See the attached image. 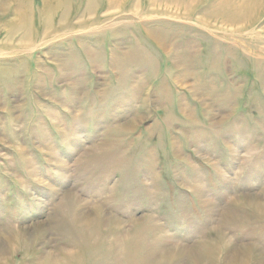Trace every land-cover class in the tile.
Masks as SVG:
<instances>
[{"label": "rangeland", "instance_id": "obj_1", "mask_svg": "<svg viewBox=\"0 0 264 264\" xmlns=\"http://www.w3.org/2000/svg\"><path fill=\"white\" fill-rule=\"evenodd\" d=\"M109 1L0 0V264H264V0Z\"/></svg>", "mask_w": 264, "mask_h": 264}, {"label": "bare ground", "instance_id": "obj_2", "mask_svg": "<svg viewBox=\"0 0 264 264\" xmlns=\"http://www.w3.org/2000/svg\"><path fill=\"white\" fill-rule=\"evenodd\" d=\"M59 2L61 1V0H58ZM65 1V0H64ZM126 0H110L109 1V6L110 7H113V8H118V7H121V5L122 4H124V2H125ZM88 4H89V7H88V12H89V14H92L93 13V11H94V7H95V5H96V0H88ZM152 3H150L151 5H156L157 3L158 4H165V5H167L168 7H170L171 8V6L173 5H176V7L178 6V5H184L185 7H191L192 6V4H194L195 3V0H152L151 1ZM57 4V3H56ZM60 4V3H59ZM58 5V4H57ZM57 5L55 6V7H57ZM47 6V5H46ZM136 6H138V5H136ZM49 7V6H48ZM65 7V6H64ZM221 7V6H220ZM239 7V6H238ZM96 8V7H95ZM180 8V7H179ZM182 8V7H181ZM237 8V7H236ZM47 9V8H46ZM56 9V8H55ZM54 8H53V11L55 10ZM168 9V8H167ZM49 10V9H48ZM170 10V9H169ZM188 11V10H187ZM47 13L45 14L44 12H42V13H44L46 16H45V18H42V21H41V28H42V30H43V32H42V37H50L54 32H52V29L54 28L53 27V19L51 20L50 19V15H49V13H51V11L49 12V11H46ZM62 12V11H61ZM41 13V14H42ZM56 13V12H55ZM43 15V14H42ZM183 15V14H182ZM44 16V15H43ZM43 16H41V17H43ZM54 16V15H53ZM184 16H190V12L188 11V12H186L185 14H184ZM231 18H232V20L231 21H235V23L237 22V21H240V19H239V17H237V16H235V17H233V16H231ZM91 19V18H90ZM226 19H228V20H230V18L228 17V18H226ZM89 20V19H88ZM69 21V13L67 12V8L65 7V10H64V13L62 14V17H61V23L60 24H58V26L60 27V28H62L67 22ZM233 21V22H234ZM32 23V20H31V18H30V15H29V12L26 10V9H24V10H20L19 11V13H18V15H17V17H16V20L13 22V25H12V27L10 28V33H9V35H8V37H15L16 38V36L18 35V33H19V37H23L22 38V40L23 41H25L26 43L23 45V47L24 48H30V47H32L33 46V42H31V39L29 38V37H33L32 36V28H31V24ZM86 23V22H85ZM10 24V23H9ZM94 24H96L95 22H94ZM62 26V27H61ZM34 31V30H33ZM37 33V32H36ZM38 34V33H37ZM37 34H35V35H37ZM40 36V35H39ZM36 37V36H35ZM41 37V36H40ZM12 39V38H11ZM20 39V38H19ZM8 45V44H7ZM9 45H11V44H9ZM19 46V45H18ZM14 47V46H13ZM23 47H21V48H23ZM17 49V48H16ZM19 49V48H18ZM95 220V219H94ZM83 221V220H82ZM82 224V223H81ZM92 225V224H91ZM85 226H87V224L85 223ZM80 228H82V227H80ZM91 228V227H90ZM79 232V231H78ZM78 232L76 233L77 235H78ZM80 234V233H79ZM83 234V233H82ZM84 235V234H83ZM82 235V236H83ZM74 237V236H73ZM93 237V236H92ZM82 237H80V239H81ZM87 238H90L91 239V236L90 237H87ZM83 239H84V237H83ZM74 240H76V237H75V239ZM73 240V241H74ZM85 240V239H84ZM84 242V241H83ZM86 242H88V241H86ZM76 243V242H75ZM82 242H80L79 244H81ZM95 243V242H94ZM97 243V242H96ZM78 244V243H77ZM84 244V243H83ZM89 245V244H88ZM85 250H86V248H85ZM88 251V250H87ZM89 251H92V249L91 250H89ZM88 251V252H89ZM86 253V252H85ZM91 253V252H90ZM84 255V254H83ZM41 259V258H40ZM73 259V258H72ZM54 260V259H53ZM60 260H62V259H60ZM60 260H55V264H60L61 262H60ZM67 260V259H66ZM40 262V261H39ZM38 262V264H40ZM64 262V261H63ZM67 263V262H66ZM65 263V264H66ZM61 264H63V263H61Z\"/></svg>", "mask_w": 264, "mask_h": 264}]
</instances>
